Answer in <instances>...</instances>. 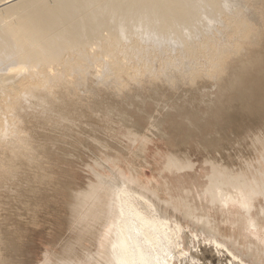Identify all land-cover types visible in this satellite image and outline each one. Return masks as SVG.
<instances>
[{"label": "bare ground", "instance_id": "1", "mask_svg": "<svg viewBox=\"0 0 264 264\" xmlns=\"http://www.w3.org/2000/svg\"><path fill=\"white\" fill-rule=\"evenodd\" d=\"M226 59L228 79L200 89L210 95L169 93ZM141 67L168 78L103 94L119 71ZM77 82L94 92L75 95ZM0 91V264H29L31 236L58 209L68 235L39 264H264V133L233 142L245 118L264 123V0H0ZM155 141L164 152L156 146L152 158ZM49 163L62 164L65 181L46 182ZM70 165H86L85 184ZM110 165L119 176L103 174ZM146 169L177 194L160 199ZM48 197L60 206L49 221L39 218ZM168 206L211 232L210 245L200 237L186 254L188 231Z\"/></svg>", "mask_w": 264, "mask_h": 264}, {"label": "rangeland", "instance_id": "2", "mask_svg": "<svg viewBox=\"0 0 264 264\" xmlns=\"http://www.w3.org/2000/svg\"><path fill=\"white\" fill-rule=\"evenodd\" d=\"M240 2L242 3L244 1H240ZM241 3H239V4L241 5ZM245 5L247 6L246 3H244V5H241V9L243 8V10H244V7L246 8ZM247 8H250V7L247 6ZM214 23H216V21H214ZM214 23H213V25H215L217 27L218 21H217L216 24H214ZM211 24H212V22L210 23V25ZM213 25H211V26H213ZM217 49H221V48H217ZM92 65L97 66V68L100 70V72H98V75H101V76L104 75L103 72H101L102 67H103V64L92 63ZM2 67H4V66H2ZM15 67H19V65L11 66L9 68H15ZM217 67L218 68L214 70V74H207V72H203L202 71L199 77H191V76L190 77H183V80L181 82L174 83L173 84V89L169 93H177V92L178 93H183V94L187 95L188 97H190L192 99H196V98L201 97V96H208V95H210L212 92L215 91L214 89H212V90H204L201 93L200 92L201 87L203 89L206 88V87L207 88H210V87L217 86V84H219V83L225 82V80L228 79V74H229V72H228L229 71V68L228 67H232L231 66V59H226L225 60V63H218L217 64ZM144 70H145V68H142V67L141 68H127V69H123V70L119 71V75L117 73V78H116L115 82H111V83L108 82L107 84L105 83L106 86H100V88L103 91V94H108V95L109 94H124L126 92H129L131 94H135V91L138 92V88H136L137 90L135 89V91H134V87L137 86L136 83H139L141 85L143 84L145 86H147L146 84H148V83H152L153 86L156 85L158 87V86H161L162 85V83H160L161 81H163L164 79L168 78V77H165L164 76V72H159V71H158L157 76H152V77L147 78V77L144 76V74H145L144 73ZM143 80H147V82H139V81H143ZM61 86L63 87V85H61ZM65 89H66V87H65ZM93 89H94V87H93L92 84L91 85H89V84L84 85L81 82H77L76 85L73 84V86L71 88V92L73 91V93L75 95L76 94H82V93H85V92L87 94H92L94 92ZM103 89H105V90H103ZM1 93L2 92L0 91V95H1ZM249 102L252 103V104H254L255 100H252L251 99ZM22 114H23V111L22 110H19V112L15 113L13 115V119L12 120H13V122L15 124H21L22 123V119H20L19 121H17V119L20 118L22 116ZM246 119L247 118H245L244 119L245 121H243V123H241V127L240 126L237 127V130H238L237 132H239V133L235 134L236 135V138L234 137V139H233V142H235V141L238 142L239 141L237 145H240V146H243L244 143L247 144L248 142H249V144H247V145L252 144V139L254 138L255 135L264 133V123H262L261 121H258V120L256 121L254 118H250V119H247V120ZM259 123L260 124L262 123L263 125L262 124L260 125ZM221 124L222 125L225 124V125H229L230 127H234V124H232L228 119H223V121H222ZM18 126L20 127V125H18ZM230 127H228V128L230 130H232V128H230ZM239 130H241V132ZM237 135H239V137ZM244 136H245V138H243ZM122 141H124V140H122ZM236 143H234V144L236 145ZM152 145L150 147V152H149V155H148L149 157L152 156V158H153V154L157 150L156 146H159V148H161L163 150V152H164V149H163L164 146L162 148V145H165V144L161 143L160 141L159 142L155 141V143H153ZM122 147L125 148V146H122ZM81 155H82V153H81V150L80 149L71 150V152H70V160L74 161L75 159L80 158ZM123 160H125V161H123ZM127 160L124 159V158H122V161L123 162H121V163L123 164V166L125 165V163H126ZM85 161H88V160L85 159ZM128 161H130V160H128ZM51 164L54 165V163H49V164H47V166H48V168H50V171L52 170L53 167H54L53 168L54 170L51 171V175L48 176L49 179L47 178L48 181H46V182H48V183L51 182V179L50 178L53 177L52 175H54V174L56 175L57 178H52L53 181L55 179H56L55 182L65 181L66 180V177H67V174H65V176L61 175L62 173H66L63 170L60 171V168L62 169V164L60 165L58 163V165L55 164V166H53V167H52ZM56 166L58 168L60 167L59 170H58V168ZM75 166L74 165H70V168L68 167L69 169H68L67 173L69 172V176H70V173H71L73 175L74 181L77 182L79 185L85 184L86 181H87V175L86 174L89 175V173H90L88 171V168L86 167V165H78V167H77V165H75ZM111 166L112 165H110L109 166L110 168H108V169L106 168L105 170H102V172H103L104 175L105 174L106 175L108 174L109 177H111V175H112V178H113V175H118V172H117V167H115V166H112L111 167ZM113 167H115V169ZM57 170H58V172H57ZM112 172H115V173L113 174ZM144 172L146 173L145 174V177L146 178L143 177L144 178V182L145 183H148V184L150 183L149 185L148 184L147 185L148 186H152L153 189H156L155 191H156L157 195H159V198L160 199L162 198L164 200H167L168 197H172L171 195H174L175 196L177 194V192H175L174 190L169 191V193L165 192L166 190L164 189V186H163V183H162L163 180L161 178H158V177H152L153 175H152L150 169H146ZM3 176H4V174H3ZM118 176H116V177H118ZM166 178L168 179L169 183L172 186H176V183L177 182H176L175 178H171V177H166ZM188 178L189 177H187V179ZM156 179L158 180V182H157ZM188 180L189 181H192V182H190L191 184H188L187 185V186H190V187L192 186V183L193 184L196 183V185H198V186H200L202 184L201 183L202 181H200V180L198 181L196 179H192V177L190 179H188ZM194 180H196L195 183H194ZM46 184H44L45 186L43 185V187L45 189H46V187H49L50 186L49 184H47V185ZM196 185H193V186H196ZM46 190H42V191H44L45 194H47L46 192H50L51 193V191H48V190L46 191ZM54 198L55 197H52V198L49 199V197H48V201L49 200L50 201L49 202L47 201L44 204V206L46 205L45 208L47 207L46 209L45 208H43V209L41 208L42 209L41 210V213L42 214L40 213V215H39V218L40 219L43 217L42 218V220H43L44 219V215L45 216L47 215L46 216L47 219L50 218L49 215L52 217V215H53L52 213L53 212L54 213L57 212V207H56L57 205L60 208L58 202L55 201V200H57V198H55V199ZM52 200H54V201H52ZM49 204L50 205L53 204V205L50 206ZM51 208H53V209H51ZM49 209H51V210H49ZM168 209H170V211H171L172 214H174V215H176L178 217L180 226L181 227H184V230L185 231H188L187 234L186 233H182L181 234V243H180L181 244V247L183 248V250L185 251L186 254H188L189 252L193 251L194 248L197 246V244L198 245L200 244L199 241L201 240V238L204 239L205 243H207V244L210 245L211 242L207 238L211 237V232H208L204 227L200 226V224H198V225L196 224L195 225V222L193 223L190 220L184 218L183 215L181 214V212L179 213V212L173 210L169 206H168ZM52 210H54V211H52ZM58 211H60L59 214L57 212L56 215H54L52 217V218H54L53 220H57V221H53V220L51 221L50 219H48V221L50 220V222H48L50 224L44 223L43 225H45V226H43V225L42 226L37 225L38 227L33 226V227H36V231L31 236V239L32 240H31V244H29V246L31 248L28 246L29 249H31L30 250V252H31L30 255L31 256L28 259L29 264H39V262H41V261H43L45 259H47L48 261L50 259H52V255H53L52 253H54V251L57 249V243L59 242V239H61V235L63 234L62 235V238H65L68 235V231L67 230H69V228H68L67 224L64 223V221H63V216L65 215V210L64 209L63 210L58 209ZM48 213H50V214H48ZM58 215H60V216H58ZM211 217H210V219H215V223L216 224L219 222V224L221 225V223H220L221 217L218 216V219H216V216L213 217V215ZM55 218H59V220L58 219H55ZM60 218H62V219H60ZM46 226H48V227H46ZM66 227L68 229H66ZM230 231H231V229L226 228V229H221L219 232H221L222 234H226L227 236H229L230 235ZM231 234H232V231H231ZM191 235L193 236L192 238L190 237ZM218 238L221 239V237H218ZM240 238L238 237V239H237V243L240 244L239 245L240 248L245 247V243L247 244L250 241L252 243V241H254V239H256V238H253L251 235H249L247 238H245V237H240ZM244 238H245V240H244ZM51 239H53V240H51ZM89 239H91V240H89ZM206 239H207V241H206ZM95 240H96V238H88L83 243L86 244L92 251H95L97 249V244H98L97 241L95 243ZM89 243H90V245H89ZM86 245H85V247H86ZM49 253H51L52 255L49 254ZM248 261H250V260H248ZM177 264H179V263H177ZM210 264H216V262L213 261Z\"/></svg>", "mask_w": 264, "mask_h": 264}]
</instances>
